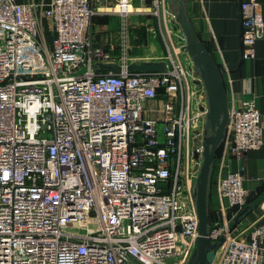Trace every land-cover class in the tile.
Wrapping results in <instances>:
<instances>
[{"label": "built area", "instance_id": "obj_1", "mask_svg": "<svg viewBox=\"0 0 264 264\" xmlns=\"http://www.w3.org/2000/svg\"><path fill=\"white\" fill-rule=\"evenodd\" d=\"M132 1L114 11L126 16ZM93 2L0 0V264H186L193 253L203 138L190 152L186 141L204 130V86L189 56L188 66L168 54L160 70L129 71L125 59L98 71L116 60L88 38ZM240 8L249 60L264 19L257 0ZM225 139L238 158L263 144L252 102L228 109ZM243 179L219 178L231 207L246 202ZM263 234L218 221L208 230L223 238L219 264H263Z\"/></svg>", "mask_w": 264, "mask_h": 264}, {"label": "crops", "instance_id": "obj_2", "mask_svg": "<svg viewBox=\"0 0 264 264\" xmlns=\"http://www.w3.org/2000/svg\"><path fill=\"white\" fill-rule=\"evenodd\" d=\"M114 1L94 0L92 3L93 9L99 13L98 17L93 18L94 24L96 23L94 31L98 30L99 25L100 28L105 27L103 29L108 28L109 31H114L109 34L106 32L103 37L95 38L91 37L90 29L88 38L92 46L103 48L112 55L116 62L120 63L125 59L161 62L168 54H171L186 66L189 65L187 60L189 55L185 54L178 44L183 32L176 16H173L175 11L171 4L174 0H160V6L151 0L150 28H147L150 29V37L146 38L142 35L141 40L140 36L134 38L144 43L143 47L146 48L136 53L128 51L125 18L121 20L119 17L118 22L113 23L110 18L103 15L106 14L105 10L111 8ZM243 1L246 0H186V15L199 38L205 43L212 59L220 67L228 109L244 102H252L260 112L264 140V32L263 36L256 41L255 58L244 60L242 58L240 8ZM257 1L261 5L264 19V0ZM117 30H123L121 37ZM154 116L158 117V114L154 113ZM229 170H238L244 176L243 186L247 191V199L240 207H231L226 198L218 195L219 178ZM208 213L210 225L216 221L227 224L232 234L246 238L254 226L264 225V141L258 149L249 150L241 158L229 152L228 140L222 141L211 169ZM261 245L264 264V234L261 238ZM219 260L220 254L216 250L210 264H219Z\"/></svg>", "mask_w": 264, "mask_h": 264}, {"label": "water", "instance_id": "obj_3", "mask_svg": "<svg viewBox=\"0 0 264 264\" xmlns=\"http://www.w3.org/2000/svg\"><path fill=\"white\" fill-rule=\"evenodd\" d=\"M186 0H174L172 7L183 32L182 50L191 58L196 74L204 86L207 110L204 124L203 161L195 182L194 197L198 215V236L188 264H210L223 238L212 241L208 237L210 217L208 213L209 180L215 154L225 138L228 123V104L220 67L212 59L205 43L199 38L186 15ZM129 71H153L163 68L161 62L151 60L132 61L125 66ZM117 62L98 63V71H118ZM197 156V154H195Z\"/></svg>", "mask_w": 264, "mask_h": 264}, {"label": "rangeland", "instance_id": "obj_4", "mask_svg": "<svg viewBox=\"0 0 264 264\" xmlns=\"http://www.w3.org/2000/svg\"><path fill=\"white\" fill-rule=\"evenodd\" d=\"M132 2H133L131 4L132 10L129 11L125 17H122L123 15L120 14L119 12L114 11L115 10L114 4L111 6V8H108L107 11L105 10L104 13H106V14H103V15H106L105 17L110 18V20L113 23L118 22L119 17L121 18V20L125 18L124 21L126 22V26H127V42H128L127 47H128V51L132 52V53H136L138 50L146 49V48L143 47L144 43H141V41L138 42V40L136 41V40H134V38L136 36H140V40H141L142 35H145L146 38L150 37V29H147V28H150L151 0H133ZM137 7H139L138 10H136ZM98 15H99V13H97L95 11L94 15L92 16L91 25H90L91 37H95V38H98L101 36L103 37L104 33H106V32H108L107 34H109L110 32H114L111 30L109 31L108 28L103 29L105 27L100 28V25L98 27V30L94 31L96 23L94 24L93 18L98 17ZM117 25L119 27V23ZM43 26H44L46 38H47V40H50L51 36H52V31H51V25H50L49 21L48 20L43 21ZM118 27L116 26V29ZM123 30H117L118 34L120 35L119 37H121ZM114 35H115V33H114ZM144 41H145V39H144ZM144 41H142V42H144ZM184 52L186 54V51H184ZM190 76H191V74H190ZM197 88H199V86H197ZM190 99H191V107H192V98H190ZM155 103L159 105L160 101L159 100L155 101ZM192 127L194 128V126H192ZM202 134H201V136H195L193 131H191V129L189 130L188 138L186 141V152H190L191 147L196 145L201 138H203V140H204V137L202 136ZM188 164L190 167V166H193L194 162L188 160ZM189 167L186 170V173L190 172ZM90 227H95V224H91ZM72 228H73V226H69V229H72ZM213 258H214V256H213ZM188 262H189V260H188ZM188 262L186 264H188Z\"/></svg>", "mask_w": 264, "mask_h": 264}, {"label": "bare ground", "instance_id": "obj_5", "mask_svg": "<svg viewBox=\"0 0 264 264\" xmlns=\"http://www.w3.org/2000/svg\"><path fill=\"white\" fill-rule=\"evenodd\" d=\"M130 6H131V5L128 6V10H130Z\"/></svg>", "mask_w": 264, "mask_h": 264}]
</instances>
